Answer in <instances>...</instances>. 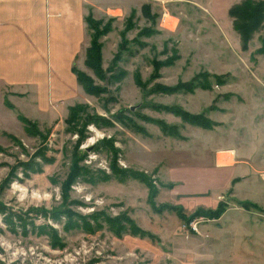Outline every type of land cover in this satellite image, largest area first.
<instances>
[{"label": "rangeland", "instance_id": "obj_1", "mask_svg": "<svg viewBox=\"0 0 264 264\" xmlns=\"http://www.w3.org/2000/svg\"><path fill=\"white\" fill-rule=\"evenodd\" d=\"M103 2L90 92L0 87V264H264V0Z\"/></svg>", "mask_w": 264, "mask_h": 264}, {"label": "crops", "instance_id": "obj_2", "mask_svg": "<svg viewBox=\"0 0 264 264\" xmlns=\"http://www.w3.org/2000/svg\"><path fill=\"white\" fill-rule=\"evenodd\" d=\"M108 6L103 0H0V87L34 88L38 99L70 98L79 88L71 67L85 51L86 16ZM221 152L227 155H217V164L236 156L232 148Z\"/></svg>", "mask_w": 264, "mask_h": 264}, {"label": "trees", "instance_id": "obj_3", "mask_svg": "<svg viewBox=\"0 0 264 264\" xmlns=\"http://www.w3.org/2000/svg\"><path fill=\"white\" fill-rule=\"evenodd\" d=\"M230 14L234 18V25L236 29L238 30L240 36L243 40H246L250 36V32L255 30L259 24L262 22L263 14L259 11V8L257 7V4H249L248 2L239 3L238 5H235L230 9ZM90 20L89 15L86 16V23ZM96 54L95 49L90 46L87 52L86 60L90 61V58H92V61L90 62V66L93 64V57ZM75 67H71L72 72L75 75V78L78 83H81L85 90L88 92L91 91V89L87 86V82L83 80L82 75L79 72H75ZM192 82L185 83V84H179V88L182 87L183 89H187V87L190 86ZM198 85L195 84L194 87Z\"/></svg>", "mask_w": 264, "mask_h": 264}, {"label": "built area", "instance_id": "obj_4", "mask_svg": "<svg viewBox=\"0 0 264 264\" xmlns=\"http://www.w3.org/2000/svg\"><path fill=\"white\" fill-rule=\"evenodd\" d=\"M166 15H164V18H165Z\"/></svg>", "mask_w": 264, "mask_h": 264}]
</instances>
